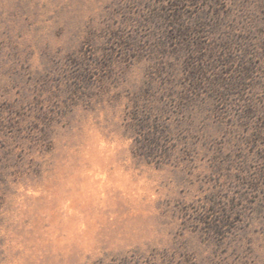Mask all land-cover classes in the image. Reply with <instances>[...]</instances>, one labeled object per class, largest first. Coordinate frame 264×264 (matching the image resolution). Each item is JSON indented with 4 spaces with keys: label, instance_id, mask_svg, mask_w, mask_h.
<instances>
[{
    "label": "rangeland",
    "instance_id": "1",
    "mask_svg": "<svg viewBox=\"0 0 264 264\" xmlns=\"http://www.w3.org/2000/svg\"><path fill=\"white\" fill-rule=\"evenodd\" d=\"M0 264H264V0H0Z\"/></svg>",
    "mask_w": 264,
    "mask_h": 264
},
{
    "label": "trees",
    "instance_id": "2",
    "mask_svg": "<svg viewBox=\"0 0 264 264\" xmlns=\"http://www.w3.org/2000/svg\"><path fill=\"white\" fill-rule=\"evenodd\" d=\"M144 126H146V124ZM149 142L151 143L152 146L159 145L158 139L150 140Z\"/></svg>",
    "mask_w": 264,
    "mask_h": 264
}]
</instances>
